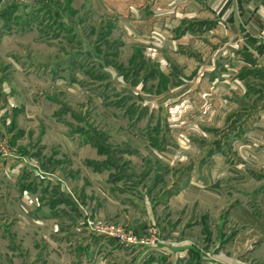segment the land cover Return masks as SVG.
I'll list each match as a JSON object with an SVG mask.
<instances>
[{"label":"rangeland","instance_id":"1","mask_svg":"<svg viewBox=\"0 0 264 264\" xmlns=\"http://www.w3.org/2000/svg\"><path fill=\"white\" fill-rule=\"evenodd\" d=\"M187 1L0 0V264H170L185 237L209 253L260 242L261 103L217 88L232 76L207 39H153L169 19L202 26ZM181 53L201 69L184 75Z\"/></svg>","mask_w":264,"mask_h":264},{"label":"crops","instance_id":"2","mask_svg":"<svg viewBox=\"0 0 264 264\" xmlns=\"http://www.w3.org/2000/svg\"><path fill=\"white\" fill-rule=\"evenodd\" d=\"M187 2L180 12V17L195 19L201 22L202 26L199 28H196V25L190 26L177 34L169 27L178 19H169L165 21L166 27L162 33L153 31L154 42L155 39L159 42L164 39L162 44L172 52L176 48L183 47L199 51L204 39H207L206 42L209 41L207 44L211 49L212 46L217 45L215 54L219 57L227 55V63L224 66L232 76L231 81H220L217 88L226 87L229 90L230 87L238 86L242 90V97L247 101L250 100L248 102H251L250 106L261 103L255 127L259 128L258 133L263 136L264 141V44L257 36L260 26L264 23V0H188ZM151 50L156 51L155 48H149V51ZM180 58L182 59L177 60L179 65L177 69L184 75H187V72L191 74L192 71H198L202 67L199 62V65L196 64V60H187L188 56L185 54L181 53ZM163 61V66L158 65V67L163 71L167 69L168 72L171 71L174 63L166 62L165 59ZM218 66L219 64L212 69L215 70ZM178 77H180L178 83L184 80L183 76ZM255 83L258 84L257 88H253ZM249 133L257 136L253 129H250ZM261 204L263 218L255 219L250 213L247 214L250 216L247 218L248 222H252L262 236L256 247L251 245L253 240L248 236L253 235L249 233L238 234L236 240L227 241L225 248L217 246V250L212 253H209L204 245L185 237L178 245L186 252V256L184 257L183 251L178 256L174 254L172 257L175 261L169 263L177 264L182 259L186 264H264V197L261 198Z\"/></svg>","mask_w":264,"mask_h":264},{"label":"built area","instance_id":"3","mask_svg":"<svg viewBox=\"0 0 264 264\" xmlns=\"http://www.w3.org/2000/svg\"><path fill=\"white\" fill-rule=\"evenodd\" d=\"M257 36L260 42L264 44V23L260 26Z\"/></svg>","mask_w":264,"mask_h":264},{"label":"trees","instance_id":"4","mask_svg":"<svg viewBox=\"0 0 264 264\" xmlns=\"http://www.w3.org/2000/svg\"><path fill=\"white\" fill-rule=\"evenodd\" d=\"M4 14V13H3ZM22 188H24V186H22ZM55 204V203H54ZM51 205H53V203L51 202Z\"/></svg>","mask_w":264,"mask_h":264}]
</instances>
